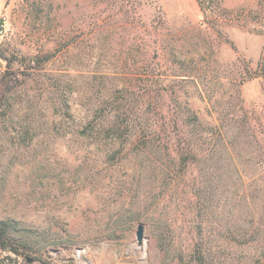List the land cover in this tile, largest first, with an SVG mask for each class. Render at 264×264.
Segmentation results:
<instances>
[{
    "label": "rangeland",
    "instance_id": "1",
    "mask_svg": "<svg viewBox=\"0 0 264 264\" xmlns=\"http://www.w3.org/2000/svg\"><path fill=\"white\" fill-rule=\"evenodd\" d=\"M0 21V217L28 242L0 264H264V0H0ZM214 138L236 170L180 162Z\"/></svg>",
    "mask_w": 264,
    "mask_h": 264
},
{
    "label": "trees",
    "instance_id": "2",
    "mask_svg": "<svg viewBox=\"0 0 264 264\" xmlns=\"http://www.w3.org/2000/svg\"><path fill=\"white\" fill-rule=\"evenodd\" d=\"M10 90H2L0 92V108L2 110H4V108H7V102H8V98L10 95ZM220 120L222 121L223 118H225L223 115L221 117H219ZM184 124L186 126L191 125H195V124H201L200 123V119L198 118L197 115H195L194 113H191V115H188L186 118L181 119ZM129 119L127 117H123V111H118L116 114L111 116V120L108 123H101L104 127H106V129H108L111 134H123L125 138H129L127 137V132L131 131V125L129 123ZM101 122V121H99ZM98 123V122H97ZM226 124H228L227 121H223L222 122V126L224 127L223 129L219 128V126H215L213 125V127H215L214 132H216V134L218 135H224V136H228V137H232L233 139H236L238 136V132L242 133L241 135H243L242 131H238L237 132H230L229 130L227 131L226 129ZM122 127L124 129H122ZM147 131V129H146ZM144 131V132H146ZM143 132V133H144ZM138 131H135L134 133V137H132L133 140L137 139L139 136H141V134ZM202 136V133H198L197 136L195 137V140H199ZM143 137H145L143 135ZM251 137H252V133H251ZM213 138L209 137V141L210 139ZM253 141L255 142V136L253 135ZM239 142L237 140H235L234 142H232L230 145L233 146L235 144H238ZM235 147H230L225 141L224 144L220 143L219 140H216L215 138L213 139V144H212V148L210 150L204 151L203 149H198L197 147H195L194 143H192L191 145L189 143L186 144L185 147H181L180 149L177 150V154L178 157L181 158L180 162H183L184 164H187V160L189 158V156L195 157V158H207V159H211L214 161H219L221 152L223 150L226 149V154L228 157V165L229 168L232 170H236L235 166L232 164L234 155H233V149ZM189 154V155H188ZM251 216L252 218H254L255 216H257V213L255 212V207L252 208V212H251ZM18 222L17 220H14L12 218H2L0 217V250H4L5 251V257L8 259H12L11 256L7 253H14V254H21L22 252H24L25 248L27 247V240L23 239L22 235L19 233V227L17 226ZM255 231L253 229L246 231L245 235H249L254 233ZM249 240V239H247ZM201 261V260H200Z\"/></svg>",
    "mask_w": 264,
    "mask_h": 264
},
{
    "label": "water",
    "instance_id": "3",
    "mask_svg": "<svg viewBox=\"0 0 264 264\" xmlns=\"http://www.w3.org/2000/svg\"><path fill=\"white\" fill-rule=\"evenodd\" d=\"M143 237H144V225L143 223L140 222L136 225V230H135V239L138 244L142 243ZM26 261L30 262L31 259L27 257Z\"/></svg>",
    "mask_w": 264,
    "mask_h": 264
},
{
    "label": "bare ground",
    "instance_id": "4",
    "mask_svg": "<svg viewBox=\"0 0 264 264\" xmlns=\"http://www.w3.org/2000/svg\"><path fill=\"white\" fill-rule=\"evenodd\" d=\"M144 247L143 246H140L137 241H135L133 244H132V250L134 251V253H138L140 250H143ZM144 257V250H143V254L141 255V258Z\"/></svg>",
    "mask_w": 264,
    "mask_h": 264
},
{
    "label": "built area",
    "instance_id": "5",
    "mask_svg": "<svg viewBox=\"0 0 264 264\" xmlns=\"http://www.w3.org/2000/svg\"><path fill=\"white\" fill-rule=\"evenodd\" d=\"M4 33V24L2 21H0V36H2Z\"/></svg>",
    "mask_w": 264,
    "mask_h": 264
}]
</instances>
